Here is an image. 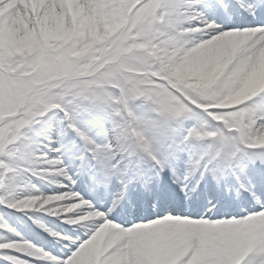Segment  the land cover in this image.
Listing matches in <instances>:
<instances>
[{"label": "snow or ice", "instance_id": "1", "mask_svg": "<svg viewBox=\"0 0 264 264\" xmlns=\"http://www.w3.org/2000/svg\"><path fill=\"white\" fill-rule=\"evenodd\" d=\"M0 264H264V0H0Z\"/></svg>", "mask_w": 264, "mask_h": 264}]
</instances>
